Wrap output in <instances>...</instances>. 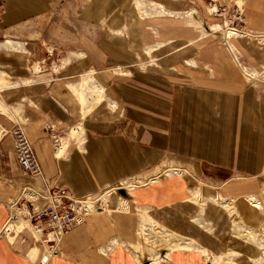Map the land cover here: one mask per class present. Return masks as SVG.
<instances>
[{
	"label": "crops",
	"instance_id": "0c3cea01",
	"mask_svg": "<svg viewBox=\"0 0 264 264\" xmlns=\"http://www.w3.org/2000/svg\"><path fill=\"white\" fill-rule=\"evenodd\" d=\"M79 1L83 6L74 8L82 15L81 32H70L57 43L68 51L62 63L47 66L32 58L35 48L27 49L26 40L38 38L35 19L55 13L56 1L5 0L0 6V38H10L0 40V72L10 77L1 86L0 98L11 113L0 111V229L10 216V200L19 197L21 186L33 184L17 165L8 132L22 123L43 174L78 197L98 196L122 180L135 182L160 161L192 169L186 167L189 180L179 169L170 172L182 177L167 174L165 179L135 183L130 196L120 191L109 197L106 190L101 203L110 211L102 205L86 215L82 225L63 235L59 252L47 264H135L118 246L132 240L136 230L134 215L117 210L122 195L127 196L124 206H137L161 227L197 240L210 252L238 254L235 263L227 264H252L259 245L247 243L242 234L264 220V208L254 209L246 201L253 197L249 194L263 198L262 82L248 84L223 43L200 37L198 25L171 16L194 8L199 14L198 2L191 6L193 0H145L149 4L143 11L126 13L122 4L129 6L132 0H121L120 14L98 0ZM242 1L248 29L264 33V0ZM104 14L112 16L105 20ZM231 43L250 68L257 71L255 67L264 65L263 45L247 38ZM80 83L84 102L72 89ZM100 92L102 99L94 103ZM80 125L81 133L73 136ZM70 130L73 139L68 140ZM203 166L223 176L207 175ZM215 198L229 206L233 218ZM26 228L13 243L0 238V264H34L29 257L33 246L40 259L43 249ZM238 230L241 235L234 233ZM104 245L112 249L106 257L100 254ZM183 255L187 264H200L199 254L185 250L161 264L180 262Z\"/></svg>",
	"mask_w": 264,
	"mask_h": 264
},
{
	"label": "rangeland",
	"instance_id": "374dc122",
	"mask_svg": "<svg viewBox=\"0 0 264 264\" xmlns=\"http://www.w3.org/2000/svg\"><path fill=\"white\" fill-rule=\"evenodd\" d=\"M54 1H56L55 13L53 12L51 14H43V15H40L39 18L37 17L35 19V22L40 25V32L38 34V38H32L33 40H31V41L26 40L27 49L30 50L31 47L35 48L33 53H32L33 54L32 58H34V60H40L42 66H44V65L47 66V65L53 64L54 61L59 63V64L62 63L63 58H61V56L66 55L65 52L68 51V49L66 47L60 45V44H57V43H62L65 38H68L70 32L73 35L81 32V24H82L81 23V17H82V15L75 10L74 6L75 5L76 6H83V3H81V1H79V0H54ZM98 1L101 4H103V6H106L108 4V5H110V8L113 7L114 8L113 13L118 12L117 8H120V6H121V3H120L121 0H98ZM193 1L192 2L190 1L191 6L192 5L195 6L197 2L200 3V6H199L200 7V13L199 14L197 11H195L197 9L194 8V9H189L184 14L174 13L171 16H173V17L176 16L177 18L180 17V19L182 21L186 20V22L189 24L198 25L197 28H199L202 31L199 34L200 37H203V36L210 37L211 39H215L217 43H221V44L223 43L228 48V50H229L228 53L230 52L229 54H231L233 61L236 63V65L244 73L245 76H243V78L245 79V81L248 84H251V83L254 84V83H259V82L261 83L262 82L261 84H262V87L264 89V65H258V67H255L257 69V71L253 70L252 68H250L251 66L249 65L248 59L244 57V55L242 54V52L238 49V47L236 45L234 47L233 44L231 43L233 40L235 41L236 39H239V38H247L248 40L255 42L256 45L258 44V45L264 46V33H254L252 31H250L247 27V23H246L247 21H246L245 14H244V3H243V1L242 0H233L230 2L228 1L227 3L221 2L219 0H193ZM143 2H144V4H142ZM4 3H5V0H0V6ZM126 4L127 3L122 4L123 7L126 6L125 8H127L126 13L129 12L130 9L131 10L133 9V11H135V12L137 9V11L139 13V12L143 11L144 8L149 3H147L145 0H132L129 6H127ZM136 5L138 8L136 7ZM196 8H198V7L196 6ZM122 12L123 11L118 12V13L121 14ZM111 16H112V14H104L105 20L109 19V17H111ZM137 16H138V14H137ZM32 28L37 29V26H33ZM24 33H26V32L24 31ZM111 34H117V33L115 32V30H113V31L111 30ZM0 36H2V35L0 34ZM20 37L23 38L24 40L27 39V37H24V35H21ZM250 37H252L253 39H251ZM5 39H10V38L9 37L0 38V40H5ZM217 39H220L221 41L217 40ZM14 40H16V39H14ZM6 43H11V41L8 40ZM234 44H235V42H234ZM146 50H147V52H150V50H148V49H146ZM24 51H26V50L24 49ZM59 58L61 59L60 61H59ZM141 65H143V64H141ZM34 68L39 69L38 64H35ZM9 80H10L9 75L6 72L1 71L0 72V89H1V86L4 85V83L6 84V82H8ZM82 86H83V83H80L79 88L72 86V89L77 94L79 99L82 102H84L85 94L81 89ZM100 93H98V95ZM98 95L94 98V103H96ZM7 106L8 105L5 104L4 101L0 98V111L1 112L3 111V112H5L11 116V113L9 112V109ZM87 110H88V108H87ZM87 110H85V111H87ZM82 129L83 128L81 126V130H80L79 134L81 133ZM3 131H4L3 128H0V135H1V133H3ZM71 131L72 130H70V132H69L68 140L73 139L70 135ZM16 161H17V159H16ZM169 162L170 161H168L167 163L164 161H160L149 174L136 176V178H135L136 180L134 179L135 182L133 181V179L122 180L118 184L121 185L122 188H124V189L116 190L117 187L115 188V187H113V185L112 186L110 185L104 191H102L100 194L103 195L104 192L106 190H108V191H111V193H106L105 195L110 194L109 197H111L113 194H117L120 191H123V193H126L125 195L130 196V193L132 192L131 189L136 184H138V185L142 184L141 182H143V181L148 183V182H153L157 179L158 180L159 179L160 180L165 179L167 174H176L174 172H170L172 170H179V169L182 171L184 170L186 180H189L191 175H190L189 171L187 170V168L192 171L190 166L189 167H187L186 165H178L177 166L175 163H169ZM17 165H18V163H17ZM160 166H161V169H160ZM210 167L211 166H203L202 167L203 172L205 174L211 175V176H214V174H215L214 172H216L217 174L223 176V172H220V171H218V169L215 170V168H210ZM177 176L182 177L181 175H177ZM23 188H21L22 191H20L19 197L16 196L18 199L16 197L14 198V200L17 199L16 206L11 205V203H12L11 201L13 199L10 200V204L8 207V209L10 210V216H8L9 218L3 226V229H6V230L5 231L3 230L0 233V238L3 237L4 239H6L8 242H11V243H13V241L16 239V237L19 233H21L22 231H25L26 227H29L30 231L32 229L31 228L32 226H30L29 220L25 219V221H24L25 227H22V228H19L18 225L13 221L14 214L18 213L17 209L21 210V213H22V208H21L22 205L21 204L19 205V201L24 197V193H25L26 189H28V188L32 189L31 186H28V185L24 186ZM128 189H130V190H128ZM262 190H263V193H262L263 198L261 200L253 194L246 195V196L255 197V199L261 204V209L264 208V205H263L264 204V186H263ZM190 191L192 193H195L192 191V189H190ZM101 195L100 196L99 195L98 196L88 195V196H91L94 200L95 197H101ZM119 195H120V193H119ZM246 196H245V198H246ZM89 198L90 197H88V199ZM122 198L127 199V196L122 195ZM122 198H120L117 210H119V212L121 211L120 213H123L125 215L133 214L135 217V228H136V230L138 228V230L134 231L132 240L130 239V240L123 241V242H121L122 244H119L118 246L121 248L123 247L124 250L129 253V255L132 257L135 264H161L164 262L169 263V261H171V257L173 256V254L175 252L183 253L184 250L196 252L197 254H199L200 258L198 257L197 260L199 261L200 264H227V263H235L237 261L238 258H235V257L238 254H236L235 252H233V251H229V252L223 251V252H219V253L210 252V250H208L206 247L200 245V243L197 240L188 238V236H185V235L181 236V235L175 234V233L167 230L165 227H161L155 220L151 219V217H149L144 210L141 211V210L137 209V206H133L132 208L127 207V205L124 206V203H125L124 200H126V199H122ZM106 200L107 199H105V201ZM214 200L216 202L221 203V201H218L216 198ZM246 201H247V199H246ZM247 203H249L252 206V204L250 202L247 201ZM102 205L105 206L104 203H102ZM102 205L100 207H97V209H99V210L103 209ZM222 205H224L225 208L227 209V212L230 213L229 212V206H227L226 203L222 204ZM118 208H120V209H118ZM94 210H95V208H94ZM93 212L94 211H92V213ZM231 216L233 218L232 214H231ZM138 217H139V224L137 222ZM82 224H83V221H81V223L76 225V226L78 227ZM234 226H235V223H234ZM75 227H73V228H75ZM27 229L28 228H26V230ZM32 231L34 234L33 236L38 240L40 238V235L34 229H32ZM70 231H68V232H70ZM67 233H65L64 235H66ZM234 233H236L237 235H241L240 230L234 231ZM242 235H243V237L248 239L249 242H247V243L251 242L254 245H256V244L259 245L258 254L256 255V257H254L251 260L252 264H264V220L262 222V225L256 226L254 229L248 228V229L244 230ZM113 241H114L113 245L117 244V243H115V242H117L116 240H113ZM38 243H37V245H38ZM45 247H46V250L44 252V255H46V251L48 252V254L50 253V250H49L47 244H45ZM59 247L60 246H58L56 253L59 252ZM110 247L111 246H108V245L107 246L104 245V246H102V248L100 247V251H101L100 254L106 257L107 256L106 254H109L110 250H112ZM37 251H38L37 246H33L30 249V253H29V257H31V259H33V261L35 260L34 264H40L39 263L40 259H38V255L35 256ZM204 252L209 254V255L207 257H205ZM41 254H42V252H41ZM193 254H195V253H193ZM41 256H40V258H41ZM181 257H182V261L174 262V264H187L186 261L184 260L185 256L183 255Z\"/></svg>",
	"mask_w": 264,
	"mask_h": 264
},
{
	"label": "built area",
	"instance_id": "2783aa9c",
	"mask_svg": "<svg viewBox=\"0 0 264 264\" xmlns=\"http://www.w3.org/2000/svg\"><path fill=\"white\" fill-rule=\"evenodd\" d=\"M8 132L12 137L13 151L20 169L33 181V184H29L33 196H24L19 201V205H22V216L30 221L33 229L40 235L38 240L34 237L43 249L39 263L47 264L56 253L63 235L80 224L87 214L99 210H94V207L100 206L101 198L95 197L94 203L91 204L87 195L75 196L69 188L58 185L55 179L46 177L22 123H17ZM113 187L118 185L114 184ZM3 230L6 229L2 227L0 233ZM31 232L33 234L32 229ZM45 244L50 250L48 255H44Z\"/></svg>",
	"mask_w": 264,
	"mask_h": 264
},
{
	"label": "bare ground",
	"instance_id": "6f19581e",
	"mask_svg": "<svg viewBox=\"0 0 264 264\" xmlns=\"http://www.w3.org/2000/svg\"><path fill=\"white\" fill-rule=\"evenodd\" d=\"M103 94V93H102ZM101 93L98 95V97H97V100H96V102H98V101H100L101 99H102V97H103V95H102ZM89 109V108H88ZM81 129L79 128V127H75L74 129H73V131H72V135L73 136H76L77 134H78V132L80 131ZM24 186H27V185H23V186H21V188H23ZM29 186V185H28ZM21 188H20V191H21ZM24 189V188H23ZM119 189H124V188H122V186L121 185H119L118 184V187H117V189L116 190H119ZM20 191H19V194H20ZM33 196L32 194H31V190H26L25 191V193H24V196ZM96 195H101V194H96ZM98 198H101V197H97V199ZM32 200H34V198H31ZM102 199V198H101ZM89 201V203H91L92 204V202L90 201V200H88ZM247 201L248 202H250L251 204H252V206L254 207V209L256 208V209H260L261 208V204L254 198V197H248L247 198ZM231 202V201H230ZM102 203H104V201H102ZM102 203H101V205H102ZM232 203V202H231ZM16 204H17V200H15V201H13L12 203H11V205H15L16 206ZM100 205V206H101ZM100 206H97V207H100ZM97 207L95 206L94 208H95V210L97 209ZM105 207V210L106 211H110V209L111 208H109L108 206L106 207V206H104ZM120 207V206H119ZM233 208H234V206H232ZM121 208V207H120ZM120 208H118V209H120ZM17 209V208H16ZM17 211H18V213H16V214H14V217H13V221L18 225V227L19 228H22V227H25V219H24V217L22 216V213H21V210H19V209H17ZM234 216H238V213L236 212V211H234ZM29 223H30V221H29ZM30 226H31V224H30ZM32 229H33V227H31ZM143 233V232H142ZM144 234V233H143ZM46 255H48V252L46 251ZM209 254H207V253H205L204 252V256L205 257H207ZM42 264H44V263H42Z\"/></svg>",
	"mask_w": 264,
	"mask_h": 264
}]
</instances>
